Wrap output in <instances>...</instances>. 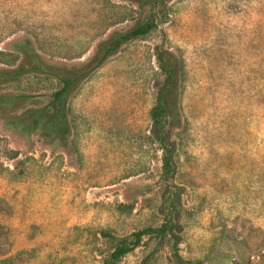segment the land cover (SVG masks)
<instances>
[{
    "label": "rangeland",
    "instance_id": "rangeland-1",
    "mask_svg": "<svg viewBox=\"0 0 264 264\" xmlns=\"http://www.w3.org/2000/svg\"><path fill=\"white\" fill-rule=\"evenodd\" d=\"M110 15L103 0H0V47L29 35L57 63L78 65L114 30L98 37ZM157 48L184 71L177 253L189 264H264V0L171 1L157 31L81 83L68 149L26 142L0 122V149L18 155L0 159V264H101L114 246L102 232L163 222L149 117ZM156 246L146 238L117 264H174L171 245Z\"/></svg>",
    "mask_w": 264,
    "mask_h": 264
},
{
    "label": "trees",
    "instance_id": "trees-1",
    "mask_svg": "<svg viewBox=\"0 0 264 264\" xmlns=\"http://www.w3.org/2000/svg\"><path fill=\"white\" fill-rule=\"evenodd\" d=\"M103 1L109 5L111 15L109 24L98 37H102L107 28L114 30L97 42L93 55L84 63L69 67L57 63L39 40L29 35L11 41L8 49L0 47V122L5 130L17 133L26 142L37 136L50 145L68 149L72 133L71 99L81 83L124 47L157 31L166 22L173 0ZM124 24L125 27H119ZM155 59L160 78L154 85L155 100L149 112L150 137L162 151L160 179L163 187L159 209L164 213V220L159 226H148L129 235L102 232V237L114 246L107 255H102L101 264H117L146 238L156 240V250L171 245L174 264H189L177 253L181 243L178 219L183 212L184 191L174 185L179 132L183 125L180 111L183 64L175 53L164 48L156 49ZM40 97L46 99L43 104L26 106L30 100ZM17 157L7 146L0 149V159ZM4 208L0 199V213Z\"/></svg>",
    "mask_w": 264,
    "mask_h": 264
}]
</instances>
